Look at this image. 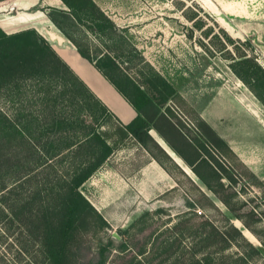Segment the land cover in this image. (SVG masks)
Instances as JSON below:
<instances>
[{
  "label": "trees",
  "instance_id": "1",
  "mask_svg": "<svg viewBox=\"0 0 264 264\" xmlns=\"http://www.w3.org/2000/svg\"><path fill=\"white\" fill-rule=\"evenodd\" d=\"M61 1L66 10L41 11L128 103L135 117L128 124L121 122L36 29L7 34L0 28V99L17 106L11 115L0 109V228L8 233L20 229L37 247L35 257L41 264H77L76 246L85 218L94 219L97 235L110 229L83 189L112 156L136 149L149 153L147 163H173L152 137L153 130L209 190L218 193L216 186L223 187L225 178L234 180L213 153L227 149V142L206 123L192 138L165 112L178 91L131 46L106 12L93 0ZM90 38L100 42L104 52L91 51ZM231 60L232 71L264 106V69L245 54ZM135 61L142 67L133 76L124 64L135 67ZM29 104L39 112L27 109ZM50 169L52 175L45 173ZM36 171L46 177L35 180L29 194L21 196L20 188ZM224 203L230 205L225 199ZM150 218L149 212L143 214L123 234L144 231L151 226L146 222ZM191 231L187 256L173 252L175 244L168 240L158 246L152 243L138 255L149 264L157 259V264H237L224 253L239 232H220L208 221ZM116 241L110 237L101 245L95 264H106L111 250L129 248L124 236L118 245ZM247 259L241 258V264Z\"/></svg>",
  "mask_w": 264,
  "mask_h": 264
},
{
  "label": "rangeland",
  "instance_id": "2",
  "mask_svg": "<svg viewBox=\"0 0 264 264\" xmlns=\"http://www.w3.org/2000/svg\"><path fill=\"white\" fill-rule=\"evenodd\" d=\"M98 1L131 46L178 91L165 112L192 138L201 123H206L227 142V149L213 153L234 180L225 178V185L216 186L218 193H214L156 131H151L173 163H147L148 152L128 149L112 156L86 183L84 194L110 229L97 235L94 219L85 218L76 246L77 264H95L101 245L110 237H115L118 245L123 236L129 248L125 252L111 250L106 264H149L138 252L163 240L174 242L172 251L187 256L190 231L199 229L204 221L220 232L241 234H235L224 253L230 256L226 258L229 262L241 264L240 259L246 257L247 264H264V106L230 68L232 58L245 54L264 69V0ZM89 41L91 51L104 52L96 39ZM133 63L135 67L124 64V68L136 76L142 65ZM113 99L116 104L108 107L128 124L131 107L116 96ZM4 104L0 99L1 110L15 113V104ZM26 106L39 112L33 104ZM48 171L54 172L45 171L50 175ZM32 177L20 188L21 196L29 194L32 183L46 174L36 171ZM159 209L163 212L156 213ZM147 212L151 214L146 221L150 227L123 234ZM36 250L20 229L8 233L0 228V264H41Z\"/></svg>",
  "mask_w": 264,
  "mask_h": 264
},
{
  "label": "crops",
  "instance_id": "3",
  "mask_svg": "<svg viewBox=\"0 0 264 264\" xmlns=\"http://www.w3.org/2000/svg\"><path fill=\"white\" fill-rule=\"evenodd\" d=\"M93 1L102 10H105L101 7L98 0ZM48 8L66 10V7L61 0H1L0 28L7 34H13L31 28L36 29L51 43L61 58L64 59L74 72L107 106L111 108V105L115 103L113 96H116L125 104L126 101L87 60L81 58L74 45L56 28L47 14L44 11H41L47 10ZM104 85H108V87H105ZM105 89L108 90V92ZM110 99L113 102H111ZM129 111L128 119L130 122L134 119L135 112L132 108H130Z\"/></svg>",
  "mask_w": 264,
  "mask_h": 264
},
{
  "label": "bare ground",
  "instance_id": "4",
  "mask_svg": "<svg viewBox=\"0 0 264 264\" xmlns=\"http://www.w3.org/2000/svg\"><path fill=\"white\" fill-rule=\"evenodd\" d=\"M173 155V154H172ZM174 157V156H173Z\"/></svg>",
  "mask_w": 264,
  "mask_h": 264
}]
</instances>
